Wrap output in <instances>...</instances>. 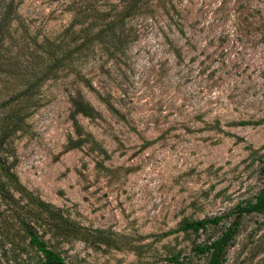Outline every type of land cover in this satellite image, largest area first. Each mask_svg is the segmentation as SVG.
<instances>
[{"label": "rangeland", "instance_id": "rangeland-1", "mask_svg": "<svg viewBox=\"0 0 264 264\" xmlns=\"http://www.w3.org/2000/svg\"><path fill=\"white\" fill-rule=\"evenodd\" d=\"M259 121L264 0H0V264H40L27 229L66 264L204 263L261 187ZM237 224L222 264H264V212Z\"/></svg>", "mask_w": 264, "mask_h": 264}, {"label": "trees", "instance_id": "trees-1", "mask_svg": "<svg viewBox=\"0 0 264 264\" xmlns=\"http://www.w3.org/2000/svg\"><path fill=\"white\" fill-rule=\"evenodd\" d=\"M132 14V11L129 9H123L117 13L115 19L119 23L120 20H123L124 17ZM105 106L110 112H114L113 108L108 104L105 103ZM69 107L71 110L70 116L74 119L76 116H81L86 119H94L98 117L97 111H95L92 106L83 100L78 94H75L70 97L69 99ZM264 123V121L256 122V125ZM239 125H245L246 123L240 122ZM75 133L79 134V127L75 126ZM75 147H79L80 143H74ZM11 177H7L6 179L9 180ZM12 180V179H11ZM18 190V189H15ZM33 205L43 213H45L49 219L53 222L54 228L61 231H67L68 236H78L79 230L75 227L74 224L70 223L60 214L56 212H51L49 210L48 205L33 200ZM264 212V179L262 181L261 187L256 193L253 198V201L245 202L243 206H238L235 210V217L228 224L227 228L220 234V236L209 244L198 245L194 247V252L196 254L206 255V261L202 264H222L224 261L225 250L226 247L230 244L233 240V237L236 233L237 229V219L242 215H249V214H261ZM223 219L222 216H214L212 218L191 221L183 224L179 231L181 232H192L196 233L198 231H204L206 228L211 226L218 225L221 220ZM24 236L27 238L28 245L32 247L40 256V264H66L63 258L56 252L50 250L45 244L40 240V238L32 231L31 229H27L24 232ZM168 262L172 264H190L186 261L178 260L177 257H172L168 259Z\"/></svg>", "mask_w": 264, "mask_h": 264}]
</instances>
